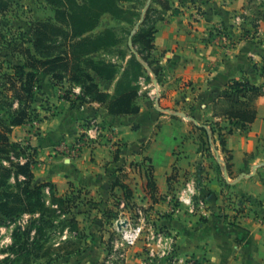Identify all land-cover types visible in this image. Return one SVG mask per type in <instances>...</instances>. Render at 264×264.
Instances as JSON below:
<instances>
[{
  "label": "crops",
  "instance_id": "crops-1",
  "mask_svg": "<svg viewBox=\"0 0 264 264\" xmlns=\"http://www.w3.org/2000/svg\"><path fill=\"white\" fill-rule=\"evenodd\" d=\"M149 1L142 12L150 6L157 17L151 56L160 70L155 76L136 54L144 82L138 78L135 115L112 116L96 103L71 106L58 91L41 85L55 115L37 122L34 137L23 125L13 128L10 139L30 146L35 182L54 185L60 195L80 188L122 194L106 174L117 173L120 161L134 152L137 161L148 158L151 184L137 168L133 201L145 208L144 231L169 237L163 252L201 264H264V96L252 102V123H233L223 150H211L207 132L206 137L200 130L212 122L228 124L220 114L228 106L229 82L264 84V0L257 15L252 14L254 0H181L165 7ZM220 30L227 42L209 40ZM107 88L112 94L113 87ZM94 123H101L99 131ZM108 131V140H93ZM115 141L127 145L120 160L113 156L119 148ZM76 145L77 153L70 156L67 149ZM180 196L194 202L202 197V209L191 211L178 202ZM237 201L248 208L241 219L232 216ZM85 234L86 249L64 264H102L110 234ZM150 248L160 250L155 244ZM145 250L144 242H137L127 252V264L145 263ZM157 264L166 260L157 258Z\"/></svg>",
  "mask_w": 264,
  "mask_h": 264
},
{
  "label": "trees",
  "instance_id": "trees-1",
  "mask_svg": "<svg viewBox=\"0 0 264 264\" xmlns=\"http://www.w3.org/2000/svg\"><path fill=\"white\" fill-rule=\"evenodd\" d=\"M123 1L125 0H86L80 4L76 0H67L64 6L55 11V21L58 24L34 23L29 42L19 38L2 43L10 58L16 59V63L11 60L0 62V223L22 214L39 212L43 216L47 210L60 213L69 205L67 200L53 194L54 185L35 182L32 172L34 151L30 146L10 139L13 128L26 125L34 119L36 121L40 117L33 107L36 94L41 90L40 74L44 73L51 80H58L66 75L68 82L81 90L78 95L74 93L75 101L80 105L96 103L112 116L135 115L138 112L135 100L140 90L137 81L143 76V64L135 56H131L126 68L119 72L115 65L95 59L99 51L117 44L111 31L105 30L95 37L87 36L98 26L102 14L109 13L118 18V14L123 12L118 3ZM5 9L6 2L0 0V14ZM146 12L143 24L147 21L149 10ZM154 32L153 25H146L137 33L135 42L146 52L145 55H138L157 76L160 67H152L156 62L151 56ZM0 38H3L1 34ZM96 78L103 82L114 81L113 93L100 89ZM225 95L228 106L221 111L220 116L229 121L228 124H208L211 132L217 133L222 150L224 136L232 132L234 122L245 125L254 121L256 113L252 102L264 96V84L255 86L246 80H233L226 85ZM62 98L71 106L75 105L69 96ZM200 130L207 137L206 131L202 128ZM30 150L32 153H29ZM2 160L7 162V166L1 164ZM149 176L148 186L151 184ZM10 180L13 185L9 183ZM113 186L117 185L112 184ZM45 192L50 196L49 202L53 206L51 209L45 206ZM66 224L71 231L74 230L75 236H80L77 221L72 215ZM14 234L19 240H23L18 231ZM23 235L26 239L19 246L24 249L25 244L38 245L43 231L37 229L32 241H29V231H25ZM69 244V240H65L61 246L58 244V251L65 252L64 255L69 254L65 250Z\"/></svg>",
  "mask_w": 264,
  "mask_h": 264
},
{
  "label": "rangeland",
  "instance_id": "rangeland-1",
  "mask_svg": "<svg viewBox=\"0 0 264 264\" xmlns=\"http://www.w3.org/2000/svg\"><path fill=\"white\" fill-rule=\"evenodd\" d=\"M1 1L6 2V9L0 14V34L3 36V38H0V62L11 60L13 63H16V59L12 60L10 58L8 50L4 48L2 43L10 39L19 38L25 39V41L29 42L31 40V32L34 23L50 22L56 24V9L67 3V0H59L58 2H55L54 0ZM76 1L82 4L86 0ZM146 1L147 3L150 2L149 0H125L119 2L118 6L123 9V12L118 14V18L117 16L113 17L109 13H104L100 16L98 26L92 32L88 33L87 36L95 37L101 35L105 30H109L117 40V44L99 51V53L95 55V59L104 60L107 63L115 65V67L118 68V71L122 72L126 68L127 60L131 56L136 57L137 53L143 55L146 54V52L142 50V46L138 42H135L137 33L141 29H144L146 25H152V22L157 18L155 13H150L152 8L149 6L148 9L150 10L147 15V21L143 24L144 13L142 12V8L146 4ZM155 1H160L164 7L169 5L171 1L174 3L177 2V4L181 3V0ZM261 3L262 2L259 0L253 1V15L260 13ZM240 19H242V17ZM208 38L213 42L217 40L214 35L209 36ZM153 59L155 60L156 65L154 63L152 64V67L157 68V65L159 66L160 64H158L155 57ZM140 78V84L142 85L144 77L142 76ZM40 80L43 87L44 85L50 87V93L51 91H58L61 97L69 96L71 101L75 102L76 105L79 104L75 101L74 93L78 95L81 90L77 86L70 84L66 75L61 79L51 80L49 76L44 75L43 73L40 74ZM114 84V81L107 83L101 81L98 82L99 88L103 91H107V87H113L114 90ZM185 85L188 84L185 83ZM48 99L49 98L46 97L42 89L36 94L33 107L37 109L40 117H38L36 121L34 119L32 122L26 124L31 128L30 138L36 135L35 127L39 120L44 117L50 118L56 113L53 110L54 104L51 106ZM94 125L96 126L97 131H99L101 123H94ZM203 127L201 128L205 130V127ZM16 132L17 134H15V136L18 137L20 134L19 130ZM110 135V131L98 133L93 137V140L97 141L99 140L97 138L103 136L101 140L103 141L107 138H111ZM114 144L119 148L113 150V156L120 160L121 154L124 152L122 148H127V145L120 141L119 144H117V141H115ZM24 145L26 144L24 143ZM206 150L210 151L208 148H206ZM29 153H32V151L30 150ZM130 154H133V151H131ZM134 154L132 157L123 158V160L120 161L119 167L116 168L117 173L106 174L107 178L111 177V186L112 184L119 186L122 194L115 193L113 192V189L109 188H80L72 191L70 190L69 192L60 195L56 189H52L54 195L69 202V205L65 207L64 211L53 213L50 210H47L42 214L43 216L38 214L39 212L31 215L22 214L13 217L12 219H6L3 223H0V264H64L65 261H67V258L77 256L81 254L82 250L86 249V239L88 236L85 233L90 232V234H97L99 231H106L110 234L109 238H111V231H115L113 223L119 219L120 214L124 212L122 209L120 210V200L128 201L129 205L127 209H125L128 214L127 216L130 218L134 217L133 207L135 203L133 199H135V196H133V191L135 194V171L138 170L137 168L140 169L138 171L139 173L136 172V174H141L144 176L145 180L148 181V178L146 177V175H149L150 173L148 170L150 164L148 158H143L137 161L135 160ZM1 164L7 166L6 161L2 160ZM192 179L195 180L193 175ZM9 183L11 185L14 184L12 180H10ZM44 199L45 206L48 209L53 208L49 202L50 196L47 192L44 194ZM131 202L133 203L132 206L130 205ZM71 215L77 221V231H79L80 236H75L74 230L71 231L66 224V221L70 219ZM39 228L43 231V237L39 239L40 243L38 245L30 246L25 244L24 249L19 246L22 241L26 239L25 235H23V233L25 234V231H29V241H32L35 231ZM17 231L21 235L20 238L23 240H19L16 234H14ZM65 240L71 241V244L65 249L66 251H69V254L66 255H64L65 252L58 251L59 246H61ZM105 247L107 250V246ZM104 259L105 257L102 260V264Z\"/></svg>",
  "mask_w": 264,
  "mask_h": 264
},
{
  "label": "built area",
  "instance_id": "built-area-1",
  "mask_svg": "<svg viewBox=\"0 0 264 264\" xmlns=\"http://www.w3.org/2000/svg\"><path fill=\"white\" fill-rule=\"evenodd\" d=\"M214 37L220 41L227 42V37L222 31L213 33ZM154 94V92H150ZM205 130L208 134L206 141L209 148L216 149L219 147V141L217 133L211 132L210 125H205ZM68 154L73 156L77 153V145L69 147L67 149ZM148 175H146L147 177ZM227 177V175L225 174ZM148 178V177H147ZM188 192L193 193L192 188L187 189ZM178 202H185L191 211L201 210L203 207V198L198 197L195 202L191 201L190 198L178 197ZM129 203L125 200H120L119 207L122 212L113 223L115 231H111L112 237L107 242V250L103 264H127V252L137 242L143 241L145 245L146 261L143 264H157V258L163 257L166 260V264H201L193 259H186L185 261L174 258V254L170 251L163 252V247L166 245L167 237L163 231H144L146 224L145 221V208L141 205L135 204L133 207L134 217L130 218L127 216V209ZM132 206L133 203L131 202ZM232 216L237 218H244L247 216L248 208L245 201H237L236 206H233ZM155 244L160 250L154 251L150 247Z\"/></svg>",
  "mask_w": 264,
  "mask_h": 264
}]
</instances>
